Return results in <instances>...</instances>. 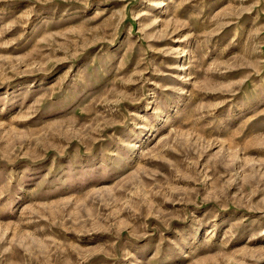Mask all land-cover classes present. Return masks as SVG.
Listing matches in <instances>:
<instances>
[{"label":"rangeland","instance_id":"rangeland-1","mask_svg":"<svg viewBox=\"0 0 264 264\" xmlns=\"http://www.w3.org/2000/svg\"><path fill=\"white\" fill-rule=\"evenodd\" d=\"M0 264H264V0H0Z\"/></svg>","mask_w":264,"mask_h":264}]
</instances>
